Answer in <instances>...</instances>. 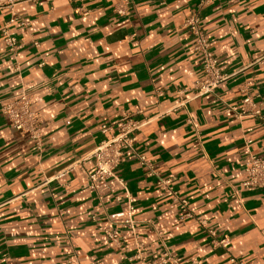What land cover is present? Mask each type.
I'll use <instances>...</instances> for the list:
<instances>
[{"label":"crops","instance_id":"crops-1","mask_svg":"<svg viewBox=\"0 0 264 264\" xmlns=\"http://www.w3.org/2000/svg\"><path fill=\"white\" fill-rule=\"evenodd\" d=\"M197 2L127 0L121 14L123 0L1 4L0 107L27 91L40 148L0 112V264H133L137 243L146 259L165 248L181 264H264V192L241 186L247 155H264V118H237L223 104L247 93L264 114V0H211L199 11L226 77L200 96L198 55L182 26ZM125 115L147 118L133 147L191 217L179 219L127 151L114 174L130 211L114 200L117 181L88 187L91 150L106 136L99 126Z\"/></svg>","mask_w":264,"mask_h":264},{"label":"built area","instance_id":"built-area-1","mask_svg":"<svg viewBox=\"0 0 264 264\" xmlns=\"http://www.w3.org/2000/svg\"><path fill=\"white\" fill-rule=\"evenodd\" d=\"M35 0H0L1 4H6L7 7L23 2ZM163 1V0H162ZM211 0H198L196 9L187 15L182 23V26L190 34L192 38L191 50L198 55L200 74L193 81L194 95L200 96L204 94H212L213 90L225 80L217 65V58L209 49V42L203 33L200 22L199 11L206 6ZM127 4V0H123V4L115 8L116 14L123 13V9ZM24 22H22L23 24ZM3 43L9 51H14L18 48L15 45L13 36L7 33L6 29L1 30ZM224 104V112H233L235 117H253L264 118L258 104L254 98L245 93L235 105ZM0 112L6 117L11 128L21 134H26L32 140L34 146L40 148V133L39 120L37 113L31 107L30 96L27 91L21 89L16 95L7 100L0 107ZM147 122V118H135L130 115H125L119 118L115 123H105L99 126V131L106 136L99 141L91 150V158L93 160V169L87 174L88 187L97 189L99 183L106 179L117 181L123 188V194L115 196V201L124 199L128 211L131 210V199L127 194L122 180L114 174V169L118 165L123 153L128 152L129 157L136 160L140 165L147 168V175L156 177V186L158 190L169 197V199L177 205L179 210V219L191 217L187 207V200L180 197L172 188L170 180L160 177L157 172L153 171L149 160L142 154L138 153L134 147L136 133ZM249 140H245L247 144ZM244 180L241 182L243 187H252L260 189L264 192V155H256L249 153L244 164ZM130 224L131 221H125ZM108 238L111 241H116V235L107 232ZM214 243V241H213ZM215 244L226 246L228 244L225 237L215 241ZM133 264H181V258L176 254L163 248L160 253L150 259H146L140 250V244H136L135 253L129 258ZM230 264H260V262H246L240 258L229 257ZM193 264H201L197 260H192ZM61 264H66L65 262Z\"/></svg>","mask_w":264,"mask_h":264}]
</instances>
